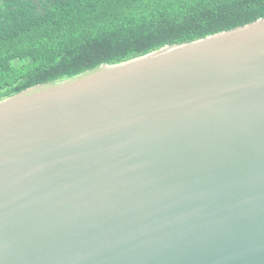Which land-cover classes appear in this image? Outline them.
Here are the masks:
<instances>
[{
	"label": "water",
	"instance_id": "water-1",
	"mask_svg": "<svg viewBox=\"0 0 264 264\" xmlns=\"http://www.w3.org/2000/svg\"><path fill=\"white\" fill-rule=\"evenodd\" d=\"M0 264H264V19L0 102Z\"/></svg>",
	"mask_w": 264,
	"mask_h": 264
},
{
	"label": "trees",
	"instance_id": "trees-1",
	"mask_svg": "<svg viewBox=\"0 0 264 264\" xmlns=\"http://www.w3.org/2000/svg\"><path fill=\"white\" fill-rule=\"evenodd\" d=\"M264 19V0H0V102Z\"/></svg>",
	"mask_w": 264,
	"mask_h": 264
}]
</instances>
